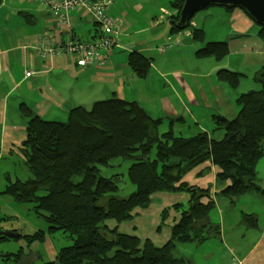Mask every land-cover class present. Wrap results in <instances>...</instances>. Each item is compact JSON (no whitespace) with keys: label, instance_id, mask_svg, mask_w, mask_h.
<instances>
[{"label":"trees","instance_id":"1","mask_svg":"<svg viewBox=\"0 0 264 264\" xmlns=\"http://www.w3.org/2000/svg\"><path fill=\"white\" fill-rule=\"evenodd\" d=\"M182 3L171 0L175 12L169 19L172 33L191 28L190 21L183 30L175 28ZM259 27L264 34V26ZM192 36L201 41L203 31L195 29ZM227 54L226 42H207L195 56L219 60ZM127 64L138 78H144L150 68L149 59L137 52L128 54ZM240 75L226 69L216 72L218 81L232 90ZM254 81L261 88L236 97L233 118L211 116L212 132L221 131L220 139L206 132L192 137L175 134L173 127L180 118H152L137 102L120 98L95 102L89 110L73 108L65 122L47 121L23 109L28 122L19 151L31 178L9 182L2 194L33 204L47 224V234L59 231L71 241L45 264H190L176 257L174 250L179 244H200L219 236V226L208 218L217 199L225 198L234 205L248 191L264 193L255 171L264 155V67ZM164 119L168 128L161 131ZM118 158L131 162L125 176L134 191L124 197L118 195L119 175L103 176L101 172ZM206 161L214 166L231 165L215 174L223 188L213 196L210 187L203 189L182 181ZM155 193L188 196L186 206L162 210L156 232L170 210L179 213L162 247L149 239L140 241L122 234L117 226L107 227L109 220L117 225L131 220L134 209L147 208ZM242 222L254 225L255 218L243 215ZM44 237L43 231L24 236L28 243L43 242ZM9 239L0 232V241Z\"/></svg>","mask_w":264,"mask_h":264},{"label":"crops","instance_id":"2","mask_svg":"<svg viewBox=\"0 0 264 264\" xmlns=\"http://www.w3.org/2000/svg\"><path fill=\"white\" fill-rule=\"evenodd\" d=\"M147 1L150 5L145 15V23L139 25L135 23L134 10L135 5L139 4L138 0H129L128 3L112 0L108 15L118 18L120 22L113 34L114 45L105 55L106 63L101 68L90 66L80 69L75 56L41 59L34 54L32 46L34 40L45 32H49L55 42H60L64 35H74L81 40L96 37L98 29L89 16L74 10L70 13L69 28L62 27L57 30L55 16L38 1L0 0V158L1 155L19 151L25 140L28 117L23 109L44 120L59 122L67 118L73 108L89 110L95 102L110 98L137 102L152 118H180L173 129L184 128L185 115H188L192 117L197 133L206 132L212 135V131L206 130L205 125L191 111V106L200 104L197 90L194 92V80L191 81L194 73L171 67L173 60L182 59V49L187 51L188 58H194L196 51L207 42L200 43L198 47L191 41L194 40V22L190 23L189 36L182 37L179 32H170L169 19L175 15L171 10V0L168 1L169 9L159 0ZM225 11L228 26L235 29L237 34L253 27V21L242 10L234 8ZM87 19L91 20V25ZM151 43H154L156 53L165 55V66L162 68L160 65H152V58L145 55L152 51L148 47ZM170 46L176 49L172 55L168 53ZM117 50L124 51L125 54L116 56ZM131 52H137L149 59L150 68L144 78L136 77L128 66L127 57ZM25 71L33 74L27 77L24 75ZM231 90L221 82L214 83V105L203 107L207 109L203 115L207 122L211 123L213 114L228 118L236 115L235 99L240 94ZM167 125L164 119L161 131H165ZM230 167L229 164L214 166L206 161L188 172L182 181L203 189L210 187V194L213 196L223 188L217 184L215 174ZM257 180L259 186L264 187V179ZM157 194L167 193H155L151 198ZM175 194H180L177 200L171 195L157 197L161 199L157 202V212L176 201H188L186 194ZM263 198L264 193L248 191L238 198L235 207L225 198L217 199L208 218L212 224L219 226V236L200 244H179L174 255L189 260L190 264H264V225L260 223V218L264 220V204L255 209L246 208V201ZM237 203L242 204L237 206ZM148 210L149 208L134 210L133 220L122 223L118 231L121 233L124 226V234L137 236L142 232L154 246L162 247L170 238V227L174 222L165 225L156 233L154 226L159 219L153 220L154 226L151 227L148 224ZM243 215L254 216L255 224L242 222ZM110 223L106 222L107 227L114 228L115 225ZM137 227L145 228V231L137 230ZM152 229L155 235L147 232ZM43 241L45 242V238ZM47 251L55 258L57 252L53 246L47 247Z\"/></svg>","mask_w":264,"mask_h":264},{"label":"rangeland","instance_id":"3","mask_svg":"<svg viewBox=\"0 0 264 264\" xmlns=\"http://www.w3.org/2000/svg\"><path fill=\"white\" fill-rule=\"evenodd\" d=\"M121 1L129 2V0ZM168 1L169 0H159V2L165 3L166 9H169ZM137 3H139L138 6L135 5L134 7L135 23L141 25L145 23V15L149 10L150 4L147 0H138ZM162 14L163 13H161V16ZM226 19L227 12L225 11V8L210 6L202 11L195 13L192 19L190 20V23L194 22L196 24V27L194 26V29H201L203 31V37L201 41H191H193L194 44L198 47L200 43L204 42H226L228 45V54L225 57L219 60H216L212 57L188 58L187 51L185 49H182L180 51L182 59L180 60L176 58L172 61L171 66L173 69L176 70H183L194 73V79H191V81L194 80V92L195 90H197V96L199 97L198 100L200 101V104L198 106H191V111L194 115H197L199 122L201 124H204L206 130L208 131H212V125L211 123L207 122L206 119L203 117L205 111L207 110L203 107L205 105H214L212 87L214 83L219 82L216 77V71L218 69L223 68L241 74L238 86L235 89L231 90V92H237L238 94H241L250 90H259L261 88V85L254 81V77L261 70V68L264 67V34L259 32L260 27L254 22L252 28L247 29L246 31H244V33L237 34V32H235V29L228 26ZM87 21L91 25V20L87 19ZM186 33H188V30H184L182 32H179L178 34L184 37ZM48 34L51 38L53 37L49 32ZM148 47L149 49L152 48V51L145 53V55L146 57L152 58L151 64L160 65L161 68L164 67L165 55L156 53L154 51V43L149 44ZM175 52L176 49H173V46H170L168 53L172 55ZM124 54V51L117 50L115 55L119 56ZM212 68L213 70H211ZM24 73L25 76L26 74H33V72L31 71H25ZM189 106L190 105H188V107ZM185 117V127H182L180 129L175 127L173 130L175 134L180 133L182 136L185 137L193 136L197 133L194 128L195 123L192 121V117L188 115H185ZM66 120L67 118L59 122H65ZM211 134L212 137L215 139H220L222 136L221 131H215ZM23 160V156L18 150L13 152L12 154L1 155L0 158V232L19 231L21 235V238L19 237L18 239L0 241V264H45L54 259L47 251V247L53 246L57 252L60 248L66 247L71 244V241L59 231L47 234V224L45 223L44 219L39 215V213L35 212V210L33 209V204L19 203L16 202L11 196L2 194L5 185L9 182H14L16 179L25 181L31 178L30 173H28L24 166ZM130 164L131 162L128 160H122L118 158L110 161V168H101L103 176L119 175L118 195L121 197H124L134 191V186L127 180V177L125 176L127 168L130 166ZM255 171L258 179H264V155L258 159L255 165ZM161 195H171L175 200H177L178 196H180V194L167 193L157 194L153 198H151L149 206L145 209L149 208V210L147 211V214L149 215L148 224L151 227L154 226L153 220L155 221L156 218L159 219L158 224L154 226L155 231L160 223V214L163 209L171 208L173 205L186 206L187 204V202L185 201H176L171 206L161 208L160 212H157L159 208L157 206L159 205L157 204V202L158 200H161L157 197ZM241 204L242 203H237V206ZM246 204V208L248 209L259 208L263 206L264 198L257 200H248L246 201ZM233 207H235V205ZM178 217L179 213L170 210L168 217L164 221V225L162 227L175 222ZM133 218L134 213L131 220H133ZM109 221L111 222L110 224H114L118 228L122 223H124L122 222L117 225L113 220ZM260 223L261 225H264L263 218H260ZM139 227H137V230L145 231V228L140 229ZM153 230L154 229L147 230V232L150 235H155ZM38 231L45 232V242L43 241L28 243L25 240L24 236L30 237ZM120 231L122 234H124V232L126 231V229H124V226L121 228ZM125 235L134 236L140 241H144L146 239V236L143 235L142 232H140V235L137 236L127 233H125Z\"/></svg>","mask_w":264,"mask_h":264},{"label":"built area","instance_id":"4","mask_svg":"<svg viewBox=\"0 0 264 264\" xmlns=\"http://www.w3.org/2000/svg\"><path fill=\"white\" fill-rule=\"evenodd\" d=\"M55 18V28H69L70 13L82 11L95 23L98 34L94 38L81 40L76 36L64 35L60 42H55L45 32L39 35L32 46L33 52L41 59L52 56H75L80 69L90 66L101 68L105 65V55L111 50L113 34L119 26V19L108 15L112 0H36ZM187 36L190 33H186ZM30 74H26L29 76Z\"/></svg>","mask_w":264,"mask_h":264},{"label":"water","instance_id":"5","mask_svg":"<svg viewBox=\"0 0 264 264\" xmlns=\"http://www.w3.org/2000/svg\"><path fill=\"white\" fill-rule=\"evenodd\" d=\"M215 6L242 10L255 24L264 26V0H183L175 28L183 30L195 13L207 7ZM6 238L17 239L20 232H2Z\"/></svg>","mask_w":264,"mask_h":264}]
</instances>
